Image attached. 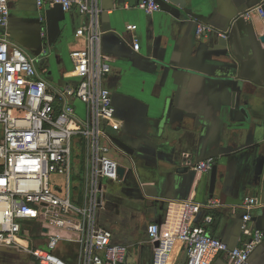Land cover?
Returning a JSON list of instances; mask_svg holds the SVG:
<instances>
[{"label":"crops","instance_id":"0c3cea01","mask_svg":"<svg viewBox=\"0 0 264 264\" xmlns=\"http://www.w3.org/2000/svg\"><path fill=\"white\" fill-rule=\"evenodd\" d=\"M185 1L183 10L164 5L146 15L137 0H101L102 49L111 65L106 86L120 124L119 131L108 130L109 156L124 172L120 182H103L99 226L112 232L113 244L127 248L125 264H153L148 227L176 233L187 202L202 205L195 225L234 249L248 240L241 205L258 198L262 206L251 211V229L264 231V24L257 17L237 20L264 0ZM9 9L0 38L33 59L52 88L76 84L70 55L88 48L87 17L77 9L38 11L36 0H9ZM200 24L215 31L199 38ZM221 32L228 35L226 48ZM215 153L218 181L211 195V172L195 168ZM80 165L78 158L77 170ZM66 248L74 263L77 247L63 245L60 252ZM3 249L0 264H13ZM186 262V246L179 243L170 264ZM212 264L230 261L221 254ZM250 264H264V244Z\"/></svg>","mask_w":264,"mask_h":264},{"label":"built area","instance_id":"2783aa9c","mask_svg":"<svg viewBox=\"0 0 264 264\" xmlns=\"http://www.w3.org/2000/svg\"><path fill=\"white\" fill-rule=\"evenodd\" d=\"M36 6L38 11L77 9L87 17L88 48L70 55L76 84L52 88L39 77L33 59L7 37L0 38V247L20 251L35 264H125L127 248L113 244L112 232L96 223L103 207V182H120V165L109 156L108 130L117 132L120 124L105 86L111 65L102 49L101 0H36ZM137 8L146 15L161 12L157 0H137ZM10 16L9 0H0V27L8 26ZM255 17L264 24V1L237 20ZM214 31L211 25L200 24L197 36ZM220 36L225 38L222 32ZM139 48L134 45L135 51ZM77 103L84 106L83 113ZM79 140L84 181L74 187L79 157L74 158V148ZM213 167L208 160L195 170L210 173ZM55 175L65 179V188L51 183ZM261 206L258 198L245 199L242 231L248 240L231 249L204 226L195 225L202 205L185 203L176 233L162 232L157 224L148 227L150 242L158 244L153 264H170L179 243L186 246V264H212L221 254L230 264H250L264 244V231L251 229V211ZM212 221L205 218V223ZM63 245L77 247L74 263L59 256ZM65 252L71 254L68 248Z\"/></svg>","mask_w":264,"mask_h":264},{"label":"rangeland","instance_id":"374dc122","mask_svg":"<svg viewBox=\"0 0 264 264\" xmlns=\"http://www.w3.org/2000/svg\"><path fill=\"white\" fill-rule=\"evenodd\" d=\"M52 71L55 73V75L57 74L56 70L54 68H52ZM80 108V112L83 111V106L79 105ZM75 155L74 158H76L77 155H79V161L81 162V165L79 167V170L74 169V173L72 176V184L74 187H76L81 181H84V174L83 172H81V169L83 168L82 163L84 162V158H83V141L79 140V143L75 145ZM82 154V155H81ZM51 183L53 185L65 188L66 186V181L62 176H58L55 175L51 178ZM102 216V211L101 209L98 211L97 216H96V223L99 226V219ZM20 253L21 256H9V260L11 261V263L15 264L17 261H19V259L22 257V255H24L27 259H30L27 255L23 254L20 251H17Z\"/></svg>","mask_w":264,"mask_h":264},{"label":"water","instance_id":"95a60500","mask_svg":"<svg viewBox=\"0 0 264 264\" xmlns=\"http://www.w3.org/2000/svg\"><path fill=\"white\" fill-rule=\"evenodd\" d=\"M157 2L161 6V11L163 10V6L164 5L179 7L181 10L185 9L186 6H187V3H186L185 0H157ZM59 8L62 9L61 7H59ZM227 36L228 35L225 34V38L220 40L221 48H226V46L228 44V42H227L228 41L227 40L228 37ZM263 41H264V38H263ZM238 86H239L238 83L234 84L235 92H240V88H238ZM242 110H243L244 113L246 112L245 109H242ZM214 158H217V154L216 153L214 155H211L210 157L205 158V160H213ZM123 172H124V169L119 167V175H120V177L123 174ZM210 175H211L210 193H211V195H213L214 191H215V188H216V185H217V181H218V166L217 165H214V167L211 170ZM251 222H252V220H251ZM261 231H263V230H261ZM157 246H158V244H155V247H157ZM3 250L6 251L7 249L4 248Z\"/></svg>","mask_w":264,"mask_h":264},{"label":"flooded vegetation","instance_id":"af4514ba","mask_svg":"<svg viewBox=\"0 0 264 264\" xmlns=\"http://www.w3.org/2000/svg\"><path fill=\"white\" fill-rule=\"evenodd\" d=\"M110 73H111V71H110ZM109 73V74H110ZM109 76V75H108ZM107 76V77H108ZM107 77H106V79H107ZM106 79H105V86H106ZM106 88H107V86H106ZM111 93V92H110ZM111 97H112V95H111ZM4 254H2V255H5V256H21L20 255V253L19 252H17V251H15V250H6V251H4L3 252ZM28 259L24 256V255H22V257L19 259V261H17L19 264H23V263H25L26 261H27ZM16 264V263H15Z\"/></svg>","mask_w":264,"mask_h":264},{"label":"trees","instance_id":"16d2710c","mask_svg":"<svg viewBox=\"0 0 264 264\" xmlns=\"http://www.w3.org/2000/svg\"><path fill=\"white\" fill-rule=\"evenodd\" d=\"M58 254H59V256H60L61 258H63L66 262H68V263H73L72 261L69 260V256L67 255V253L60 252V250H59Z\"/></svg>","mask_w":264,"mask_h":264}]
</instances>
